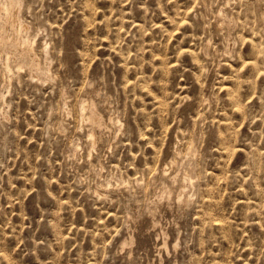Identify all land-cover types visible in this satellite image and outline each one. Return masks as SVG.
<instances>
[{"label":"rangeland","instance_id":"obj_1","mask_svg":"<svg viewBox=\"0 0 264 264\" xmlns=\"http://www.w3.org/2000/svg\"><path fill=\"white\" fill-rule=\"evenodd\" d=\"M21 2L0 264H264V0Z\"/></svg>","mask_w":264,"mask_h":264},{"label":"bare ground","instance_id":"obj_2","mask_svg":"<svg viewBox=\"0 0 264 264\" xmlns=\"http://www.w3.org/2000/svg\"><path fill=\"white\" fill-rule=\"evenodd\" d=\"M21 3V0H0V60L5 71L11 70L12 62H19L20 67L26 66L31 75L47 79L50 77L48 68L38 61L30 37L23 32V23L18 16ZM80 110L83 118L93 125L101 126V118L96 115L91 100L81 101Z\"/></svg>","mask_w":264,"mask_h":264}]
</instances>
